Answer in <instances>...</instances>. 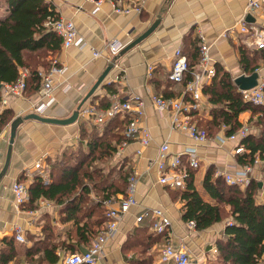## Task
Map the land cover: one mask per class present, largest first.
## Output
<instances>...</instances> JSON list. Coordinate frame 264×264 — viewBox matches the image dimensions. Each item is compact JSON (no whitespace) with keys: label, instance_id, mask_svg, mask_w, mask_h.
<instances>
[{"label":"crops","instance_id":"1","mask_svg":"<svg viewBox=\"0 0 264 264\" xmlns=\"http://www.w3.org/2000/svg\"><path fill=\"white\" fill-rule=\"evenodd\" d=\"M51 1L60 16L74 21L77 30L88 45L82 49L65 48L61 43L58 51L49 52L48 57L42 59L37 65L38 71H48L52 66L51 58L53 57L65 67V71L54 78L55 103L43 113L49 117L62 119L71 117L111 63L109 57L114 59L126 45L146 31L156 19H160L159 26L149 37L114 62L112 70L103 83L84 104V106L97 105L105 108L113 98L126 100L130 95L136 94L143 101V108L141 113L137 114V119L139 124L147 128L151 134V142L146 147H142L139 139H134L123 149H119L118 156L127 157L133 166V171L139 173L135 187L138 204L120 222L119 230L116 236L107 243L99 264H127L121 256V247L128 234L137 227L135 215L144 208L164 210L171 219L169 237L173 244L187 246L195 257L202 259L206 255L205 244L209 240L204 234L206 231L188 229V222L182 219L183 200L180 190H173L159 183L156 165L159 148L165 142L169 143V151L172 154H184L186 150L195 148L200 158V166L195 169V183L201 185L210 167H214L216 175L222 176L241 169L242 165L238 163L237 154L234 151L238 143L236 141L223 142L226 136L223 129L215 135L208 136L203 142L194 141L186 133L172 128L170 112L157 110L151 96L158 95L173 99L184 97L187 103L191 102V97L185 94V84L170 82L168 75L175 50L177 48L187 49V46H190L194 40L210 45L214 65H222L233 78L243 74L236 46L241 42L246 44L247 40L238 26L243 16L246 0H106L96 13H93L94 4L88 1ZM113 4L134 10L129 13H119ZM136 8H139V11ZM2 13L3 8H0V14ZM255 19L258 25L264 27V9L257 13ZM112 41H119L122 44L116 54L108 49V44ZM94 49L100 51L102 55L94 57ZM251 49L255 50L254 47ZM26 54V58L30 59L39 53L26 51ZM150 67H152L151 70H149ZM197 70L198 66L195 71ZM257 70L264 81V63ZM116 75L120 76V80L111 81V78ZM110 83L111 85L107 87ZM39 92L28 90L23 98L9 99L5 109L10 110L11 122L16 117H26L34 113L32 105L41 99ZM250 116L251 114L246 112L240 116V120L247 124ZM122 117L124 116L119 118ZM191 118L199 128H203L199 120L207 121L212 118L211 105L204 94L201 108L194 111ZM83 122L97 125L82 116L70 126L47 124L35 119L25 120L19 125L9 169L0 181V264H27L23 257L19 260L18 255L8 260L11 254L10 248L7 241H2L4 237H15L16 226H21L25 230L26 243L20 244L31 245L32 242L27 236L33 234L35 239L43 237L41 227L46 216L58 218V205L44 199L38 201V207L35 209L27 208L26 203L17 209L12 189L14 182L19 181L28 186L33 177L39 175L34 168L39 161L43 164V170L49 175L51 163L63 151L77 145ZM7 124L0 131V171L5 162L10 138V128ZM139 149H142L140 155L137 154ZM261 164L258 163L253 167L251 178L262 177ZM121 195L123 194L118 193L117 198ZM257 198L264 202V191L260 192ZM226 224L223 222L221 227L214 229L218 230V234L213 237L214 243L207 250L211 252L209 255L213 258L216 256L213 251L216 247L215 242L221 237ZM61 225L64 228L61 230V235H65L66 231L72 227V223H58V226ZM166 242L154 245L152 250L157 249L161 252ZM67 254L69 253L61 250L60 261L57 264H64L63 260ZM159 264H163L160 261V255Z\"/></svg>","mask_w":264,"mask_h":264},{"label":"trees","instance_id":"2","mask_svg":"<svg viewBox=\"0 0 264 264\" xmlns=\"http://www.w3.org/2000/svg\"><path fill=\"white\" fill-rule=\"evenodd\" d=\"M0 8H3L0 14V84L17 81L21 70H27L26 92H38L42 80L37 65L49 52L61 48V38L46 25L48 19L59 15L55 5L51 0H0ZM200 46L201 43L194 40L182 50L190 67L184 84L192 78L199 64ZM236 49L243 73L250 75L264 63V48L252 50L241 42ZM26 51L39 54L28 59ZM214 68L215 74L203 87L212 118L202 127L208 136L217 134L223 126L227 127L226 135L247 127L248 133L239 142L244 151L237 154V161L242 166H255L258 160L264 171V105L244 101L231 73L220 64H215ZM109 85L111 83L107 87ZM1 93L0 88V102ZM246 112L251 114L247 125L240 120ZM9 114V109L0 111V131L11 120ZM120 116L102 126L83 122L77 145L63 151L51 163L49 182L45 183L40 175L33 177L28 185L26 207L37 208L40 199L51 201L58 205V218L47 215L41 227L43 237L27 236L31 245L18 243L14 236L4 237L2 241H7L11 253L8 260L18 255L17 258L23 257L27 264H57L61 250L81 252L100 232L107 221L105 201L115 199L118 193L126 194L128 178L133 171L129 159L118 156L130 122L128 115ZM195 173V169H189L185 187L179 189L183 221H194L198 231H205L229 220L215 242V258L219 264H260L264 261V202L257 198L259 181L251 178L244 186L230 184L210 167L201 185H197ZM57 222L72 223V227L61 235L54 231ZM167 238L166 234L154 233L149 222L144 221L128 234L121 252L128 264H153L160 251L152 248L165 243ZM150 250L146 257L144 254Z\"/></svg>","mask_w":264,"mask_h":264},{"label":"built area","instance_id":"3","mask_svg":"<svg viewBox=\"0 0 264 264\" xmlns=\"http://www.w3.org/2000/svg\"><path fill=\"white\" fill-rule=\"evenodd\" d=\"M94 4L93 13L100 10L101 6L106 0H84ZM115 10L119 13H129L133 8L118 7L113 4ZM264 9V0H246L244 12L241 20L238 22L240 32L247 37V46L254 47V49L264 48V27L255 23L246 21L248 15H253L256 18L257 13ZM139 11V8H136ZM46 25L49 26L60 38L61 43L65 48L77 47L84 48L88 45L87 41L76 28L72 19L58 15L54 19H48ZM122 44L119 41H112L108 44V49L116 54ZM211 47L203 42L200 46V61L198 70L194 71L193 76L185 84V94L191 97V102L187 103L184 97L177 99L166 98L163 96L152 95V102L155 108L159 111H169L171 126L174 129L182 131L189 135L196 142H203L208 138V133L205 129L199 128L196 122L192 121L191 114L201 108V101L203 99V87L207 84L211 77L215 74L214 64L212 62ZM94 57H100V51L93 50ZM114 65L112 57H109V62ZM152 67L149 68L151 70ZM190 67L187 56L182 52V49L177 48L173 55V63L168 75L170 82L174 84H181L185 80ZM65 67L61 66L57 59H54L52 66L48 71L39 70L38 74L42 80L40 89L41 99L33 104L34 113L43 114L45 110L55 103L54 93V78L62 74ZM258 71V70H257ZM259 72V71H258ZM245 74V73H243ZM247 75V74H245ZM28 71L21 70L17 81L13 83L4 84L2 86V96L0 102V111H3L9 99L23 98L27 89ZM120 80V76L116 75L111 78V81ZM264 81L253 89L241 91L244 101H249L256 105H264ZM143 108V101L141 98L132 94L126 100L113 98L109 105L105 108L97 105L83 106L79 111V117H86L97 125H103L112 120L117 115H128L130 122L125 130L126 140L120 146L123 149L131 140L139 139L142 147H146L151 142V134L149 130L139 124L137 114H140ZM78 117V118H79ZM74 124V123H73ZM70 124V125H73ZM69 125V126H70ZM223 126V131L226 130ZM248 128L243 127L238 132L226 135L223 142L236 141L237 147L235 154H240L244 151V147L239 144L240 140L246 136ZM142 149L137 151L140 155ZM186 157V158H185ZM259 161H256L258 164ZM156 165L159 174V183L173 190L183 189L185 187V179L188 176L189 169H197L200 166V158L195 148L188 149L182 153L172 154L169 151V143H163L159 148ZM254 166H242L240 170L235 173H225L224 177L227 183L238 184L241 186L247 185L251 179V173ZM34 168L39 172L45 183L49 182V176L43 169L41 161L34 165ZM138 171H133L128 178V186L126 194L119 196V198L105 201L107 221L100 232L91 240L86 249L81 252L69 253L65 256L64 264H99L103 258L105 247L107 243L116 236L119 230V224L124 216L130 210L137 206V199L135 196V187L138 180ZM16 207L20 209L21 206L29 199V189L27 184L16 181L12 186ZM148 221L151 229L156 234L171 235V219L162 209H148L144 208L135 215V223L137 225ZM188 229L193 231L196 229L194 221L188 222ZM15 239L19 243H26L25 230L21 226L15 227ZM217 253L216 247L213 249ZM160 261L163 264H203L201 258L195 257L185 245L176 246L169 237L166 244L160 252Z\"/></svg>","mask_w":264,"mask_h":264},{"label":"water","instance_id":"4","mask_svg":"<svg viewBox=\"0 0 264 264\" xmlns=\"http://www.w3.org/2000/svg\"><path fill=\"white\" fill-rule=\"evenodd\" d=\"M246 21L249 23H255L256 19L253 15H248L246 18ZM160 24V19H156L152 25L146 29L141 35H139L136 39H134L131 43L126 45L113 59L114 62L119 60L120 57H122L124 54H126L128 51L136 47L138 44H140L143 40H145L147 37H149L159 26ZM113 64L110 63L104 72L101 74V76L98 78L97 82L94 84V86L91 88V90L87 93V95L84 97V99L81 101V103L78 105L77 109L74 111L73 115L69 118L62 119V118H56V117H49L44 114H38V113H32L26 117H16L13 119V121L10 123V138H9V143L7 147V152H6V158L4 165L0 171V181L2 178L6 175L10 162H11V156H12V151H13V144L15 141V136H16V131L19 127V125L28 119H35L38 121H41L43 123L47 124H54V125H60V126H65V125H70L75 123L78 120L79 117V111L80 109L84 106V104L90 99V97L94 94V92L97 90V88L103 83L109 72L112 70ZM261 75L258 71L250 74V75H245V74H240L234 78L235 84L238 86L239 91H246L253 89L261 84ZM2 85L0 84V88ZM262 186V183L259 182V187Z\"/></svg>","mask_w":264,"mask_h":264},{"label":"rangeland","instance_id":"5","mask_svg":"<svg viewBox=\"0 0 264 264\" xmlns=\"http://www.w3.org/2000/svg\"><path fill=\"white\" fill-rule=\"evenodd\" d=\"M246 45H247V44H246ZM248 47L251 49L250 46H248ZM260 67H262L261 64L259 65L258 69H259ZM256 71H257V70H256ZM198 120H199V119H198ZM202 120H203V121H202ZM202 120H199V122H200V123L202 124V126H203V125L205 124V121H204V119H202ZM10 123H11V121H9L8 124H7L8 128H10ZM246 125H247V124H246ZM253 130H254V129H253ZM248 131H249V130H248ZM259 163H260V162H259ZM261 165H262L261 168H262V173H263V175H262V177L260 176L259 178H256L257 181H259V182L262 183V186L260 187L258 194H259L260 192H263V191H264V171H263V164H261ZM93 198L95 199L96 196H94ZM227 209H228V208H227ZM228 221H229V220H225L226 223H227ZM58 223H59V222L56 223L57 229L54 230V231H56V232H61V230H63L64 228H63L62 225H61V226H58ZM221 225H223V222L213 225L211 228L205 230L206 232H204V234H206L207 236L209 235V237L206 236V238H208L209 240H208V242H206V244H205L206 255H205V257L202 258V262H203V264H219V260L216 259L215 257L213 258V256L209 255V253H211V252H207V250L209 249L208 247H211L212 243H214V241H213L214 238H213V237H216V235L218 234V230H214V229L217 228V227H219V226L221 227ZM212 230H214V232H212ZM160 246H161V245H160ZM128 253H129V255H132V254H130L131 252H128ZM149 253H151V250L148 251L147 253H145L144 255H146V257H147V255H149ZM121 256L123 257V254H121ZM143 257H145V256H143ZM123 259H124V257H123ZM124 260H125V259H124ZM125 262H126V260H125ZM152 262H153V264H159V257H154V259H153ZM123 264H125V263H123ZM127 264H128V263H127ZM260 264H264V261L260 262Z\"/></svg>","mask_w":264,"mask_h":264}]
</instances>
